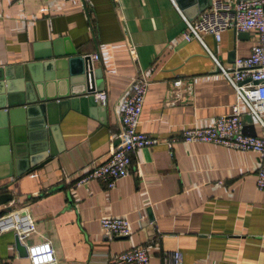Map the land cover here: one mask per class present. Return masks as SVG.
I'll use <instances>...</instances> for the list:
<instances>
[{
    "label": "crops",
    "instance_id": "1",
    "mask_svg": "<svg viewBox=\"0 0 264 264\" xmlns=\"http://www.w3.org/2000/svg\"><path fill=\"white\" fill-rule=\"evenodd\" d=\"M180 2L186 8L187 0ZM183 15L175 0H0V68L18 75L30 63L66 60L76 51L90 56L107 93L106 104L92 105L88 113L67 111L55 132L59 152L44 166L27 173L29 160L22 159L2 171L13 174L0 186L9 185L4 192L14 198L0 209L26 207L37 223L27 245L50 240L58 264H108L136 246L147 247L151 264H165L164 253L174 250L182 253V264H264V189L256 185L264 154L179 139L189 127L229 115L236 102L234 87L206 47L232 70L238 58L250 55L258 35L228 29L219 42L210 34L203 43L186 41ZM63 66L52 70L56 77ZM138 76L150 82L138 131L158 143L137 153L116 187L84 181L117 145L120 100ZM30 94L37 96L35 88ZM23 118L22 153L30 145L26 113ZM263 123L253 117L244 126L253 124L256 137L264 138ZM169 140H175L172 154ZM109 215L126 216L131 234L105 237L100 219ZM0 264H29L14 231L0 236Z\"/></svg>",
    "mask_w": 264,
    "mask_h": 264
},
{
    "label": "built area",
    "instance_id": "2",
    "mask_svg": "<svg viewBox=\"0 0 264 264\" xmlns=\"http://www.w3.org/2000/svg\"><path fill=\"white\" fill-rule=\"evenodd\" d=\"M183 18L186 24L183 38L186 41L196 39L203 43V36L210 34L219 42L224 31L235 29L255 31L258 42L248 57L235 61L232 70L222 67L214 53L206 47L216 66L234 87L236 102L229 115L215 118L207 127H189L179 139L186 143L204 142L264 154V138L243 133V115H251L263 123L261 114L264 113V0H212V4L195 20L191 21L184 15ZM93 59L98 60L99 55L94 54ZM149 85L150 82L145 76L135 77L130 83L121 97L118 110L119 143L113 148L110 158L95 165L84 181L97 179L108 188L116 187L117 181L129 174L137 153L158 143L151 135L138 131ZM95 98L104 105L107 93L96 92ZM174 142L175 140L167 142L171 154ZM256 185L259 189H264V163L256 170ZM100 226L105 237L109 239L116 236L128 237L131 234L126 216H103ZM8 231H14L20 242L26 244L29 264H58L55 248L50 240L27 245V239L37 232V223L26 207L0 215V236ZM163 259L165 264H182V253L177 250L167 251ZM108 264L151 262L147 247L136 246L112 256Z\"/></svg>",
    "mask_w": 264,
    "mask_h": 264
},
{
    "label": "water",
    "instance_id": "3",
    "mask_svg": "<svg viewBox=\"0 0 264 264\" xmlns=\"http://www.w3.org/2000/svg\"><path fill=\"white\" fill-rule=\"evenodd\" d=\"M175 1L191 21L212 4V0H187L188 4L184 8L180 0ZM67 55L66 60L60 59L57 62L50 60L43 63H30L27 66L28 70L22 71L18 75L13 74L11 67L0 68L2 99V103H0V180L13 175L12 173L7 176L2 175L3 169L12 163L17 166L22 159L29 160V168L26 172L31 173L44 166L59 152L54 148L55 141H57L55 132L68 110H82V112L88 113L92 105L102 104L95 98V93L103 90V87L98 82L100 79L99 70L94 67L90 56L81 57L77 55L76 51ZM55 56L61 58L63 55L55 53ZM58 63H61L62 66L65 65L63 66L65 72L62 76L56 77L52 70ZM64 84L67 86L64 93L50 94L51 89L55 90L57 86L60 88ZM23 88L26 91L25 99L22 97ZM33 88L37 92L35 97L30 94ZM61 106L66 108L64 112H59ZM57 108L54 119L52 110ZM23 113L28 116V142H30L29 151L24 153H22V149L27 141L24 134L22 137L18 135L25 124ZM15 115H21V118L16 119ZM9 118L11 124L8 121ZM243 121L245 124L251 123L253 117L245 115ZM33 123L34 125L31 126ZM11 131L14 140L11 139ZM243 133L248 136H257L253 124L251 127L245 125ZM118 143L119 140L116 144ZM21 173L22 171L18 170L15 172L16 175H21ZM8 187L9 185L0 186V191H3L0 193V206L8 204L14 198L12 193L4 192ZM9 211H11V207L0 209V215ZM17 246L27 256V247L20 242L18 236Z\"/></svg>",
    "mask_w": 264,
    "mask_h": 264
}]
</instances>
